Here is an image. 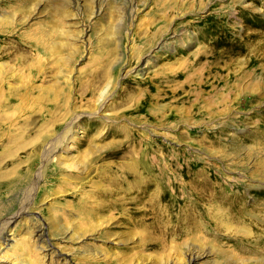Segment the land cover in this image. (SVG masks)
Segmentation results:
<instances>
[{"label": "rangeland", "instance_id": "rangeland-1", "mask_svg": "<svg viewBox=\"0 0 264 264\" xmlns=\"http://www.w3.org/2000/svg\"><path fill=\"white\" fill-rule=\"evenodd\" d=\"M2 161L0 264H264V0H0Z\"/></svg>", "mask_w": 264, "mask_h": 264}, {"label": "bare ground", "instance_id": "bare-ground-1", "mask_svg": "<svg viewBox=\"0 0 264 264\" xmlns=\"http://www.w3.org/2000/svg\"><path fill=\"white\" fill-rule=\"evenodd\" d=\"M23 100V99H22ZM59 107V106H58ZM31 117V116H30ZM6 122V121H5ZM8 124V123H7ZM74 127V126H73ZM30 130V129H29ZM68 131L70 132L71 131V129L70 128H68ZM69 132H65V134L63 135V137H62V139H61V143L62 144H64V142H66V141H69L70 140V138H68L69 137ZM6 135V134H5ZM100 135H103V130H98V133H97V136H100ZM9 137V136H8ZM13 138V137H12ZM15 138V137H14ZM17 141H19V140H17ZM71 141V140H70ZM15 142V141H14ZM62 144H59V145H57V147H55L54 146V144L52 145V147H51V150H53V149H56V148H58V147H61L62 146ZM12 146V145H11ZM55 147V148H54ZM62 148V147H61ZM67 150V149H66ZM7 151V150H6ZM67 152V151H66ZM53 153V152H52ZM53 155V154H52ZM86 157V156H85ZM89 157V156H88ZM47 159V158H46ZM65 161V160H64ZM67 162H69V163H64V167L65 168H67V169H70V170H77V171H81V167L82 166H84L85 164H86V162H82V163H79V161H77L76 160V158H69L68 160H66ZM81 162V161H80ZM2 163H3V161L2 162H0V168H1V165H2ZM136 166L135 165H131L130 166V170H133V168H135ZM137 170H139V169H137ZM140 171V170H139ZM136 173V172H135ZM137 176H138V174H136ZM145 175H147V174H145ZM144 178V177H143ZM139 179V178H138ZM144 180V179H143ZM18 181V180H17ZM137 182H139V180L137 181ZM142 182H144V181H142V179H141V181H140V183L142 184ZM111 190V189H110ZM107 193V192H106ZM111 193H112V190H111ZM101 194H103V193H101ZM95 196H96V194H95ZM18 217V216H17ZM19 218V217H18ZM41 230L40 229H38L37 231H36V233H37V235H41ZM31 233V232H30ZM2 236H4V235H2ZM36 236V235H35ZM42 236V235H41ZM2 239V238H1ZM3 241H6V242H8L9 243V241L11 242V241H13V238L10 236H4L3 237ZM9 259V258H8ZM4 260V258L3 257H1L0 258V262L1 261H3ZM12 264V263H11Z\"/></svg>", "mask_w": 264, "mask_h": 264}]
</instances>
